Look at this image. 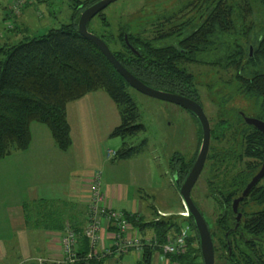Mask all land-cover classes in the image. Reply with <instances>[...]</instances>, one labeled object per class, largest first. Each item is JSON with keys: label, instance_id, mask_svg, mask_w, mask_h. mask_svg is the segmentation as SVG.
Returning a JSON list of instances; mask_svg holds the SVG:
<instances>
[{"label": "trees", "instance_id": "1", "mask_svg": "<svg viewBox=\"0 0 264 264\" xmlns=\"http://www.w3.org/2000/svg\"><path fill=\"white\" fill-rule=\"evenodd\" d=\"M95 1L74 0L68 23L40 35H29L28 29L21 26V31L26 32H20V38L0 43V159L12 151L28 147L32 122L45 124L57 147L66 151L71 146L66 104L96 90L104 91L113 100L120 115V124L111 131L110 136L120 137L122 143L110 160L114 162L130 158L142 152L146 139L137 145L125 141L127 137L145 129L138 122L137 106L128 92L129 84L98 47L77 30L81 11ZM30 2L24 0L19 14L10 8L3 24L10 31L3 30L5 34L15 37L20 26L9 22L10 15L20 16ZM245 2L244 11L250 14L252 6L247 0ZM255 3L264 16V0H255ZM95 16L101 26L97 36L107 44L115 58L146 85L189 97L202 106L195 77L187 65L211 63L231 66L240 94L253 101L257 108L256 118L264 120V24L250 42L251 56L249 45L245 47L236 41H226L227 35H249L254 29L253 23L247 26L242 24L244 17L241 19L242 14L237 13L229 0H189L171 12L157 13L148 22L151 25L148 35H145L146 30L142 26L132 30L130 25L124 23L113 31L103 10ZM124 34H127V40L138 52L137 55L127 48ZM218 47L222 54L216 60L204 58L209 56L212 48ZM187 112L197 121L193 113ZM220 116L223 117L211 128L212 139L222 140L235 134L239 136L237 148L227 147L219 151L212 146L208 154V159L214 163L211 168L215 169L211 175L213 179L208 180V190L220 212L214 221H210L194 203L209 229L214 264H264V177L241 200L239 210L243 215L235 229L231 211L232 199L241 194L264 162V134L246 124L238 112L235 119L225 117L223 111ZM200 134L199 127V137ZM194 159V154L187 160L178 154L171 157L169 167L178 181L184 178ZM230 162L234 163V167L236 163L239 166L229 177H219L216 181L220 176L216 171L218 167L223 164L225 167ZM53 204L54 201L48 199L24 201L22 206L26 223L32 227L63 231L66 223ZM250 205L259 208L246 211ZM122 213L137 230L150 229L153 234L148 237L154 236L160 245L175 239L183 228L188 227L184 251L165 254L164 257L176 264H203L198 233L190 214L161 215L156 212L154 218L146 220L138 213ZM67 224L76 232L82 229ZM78 242L79 249L75 251L84 257L90 249L89 241L82 236ZM110 248L113 254L115 248ZM155 252L162 253V247L145 245L138 264H151ZM101 261L81 259L71 264H100Z\"/></svg>", "mask_w": 264, "mask_h": 264}, {"label": "rangeland", "instance_id": "2", "mask_svg": "<svg viewBox=\"0 0 264 264\" xmlns=\"http://www.w3.org/2000/svg\"><path fill=\"white\" fill-rule=\"evenodd\" d=\"M0 1L3 6H8L11 0ZM30 1L31 2L23 9L20 16L14 17L10 15L9 22L20 26L18 28L19 31L15 32V37L20 38L21 35L19 34L26 32L21 31V26H25L28 29L29 35H40L51 28L59 27L61 24L70 21L74 0ZM188 1L189 0H115L103 9V13L108 16L113 31L116 30L119 24L124 23L130 25L132 30L139 29L142 26L146 30L145 35H148L147 31L151 28L148 22L152 21L157 13L171 12ZM245 1L246 0H229V2L235 6L237 13L242 14L241 19L244 17L241 20L242 24L247 26L248 23H253L254 29L249 35H227L225 40L230 42L236 41L246 47L247 45L252 46L250 42L254 39V33L258 32V29L264 24V16L255 3V0H247L252 6V12L246 14L244 11V7H246ZM13 7L14 4L11 8L13 9ZM194 13L195 11L189 13L188 16ZM0 26L2 27L1 30L6 32L10 31L2 23H0ZM88 29L96 35L100 33L101 26L100 23L98 24V18L96 16L91 19ZM16 33L18 34L16 35ZM2 41L3 40L0 39V43H2ZM220 54H222V52L219 47L218 49L212 48L209 56H205L204 58L212 61L216 60ZM187 67L195 77V86L200 96L203 111L209 120L211 128L214 126L215 122L223 117L220 116L221 111L225 112V117L230 119L236 118V109H239L238 112H242L245 116L256 117L257 108L253 104V101L243 97L238 90V85L234 78L233 67H222L211 63L190 64L187 65ZM128 92L136 103L138 122L142 123L145 129L139 131L132 137H127L125 141L137 145L142 139H146L147 142L142 153L135 155V158L148 159L146 163L147 170L138 167L142 171V174L136 177V181H134L130 187V192L139 200L143 210L142 213H146V220L156 216V208L171 211L170 213H165V215H181V212H186V209L182 204L178 189L175 186V173L170 170L168 165L171 157L175 154L183 156L186 160L192 157L196 146H198V143L197 145L195 144L198 124L185 109L174 103L142 94L131 86L128 88ZM32 126V137L34 142L36 140L39 141V144L45 141L48 142L47 135L51 141H54L52 140L53 138L50 130L45 124L32 122L30 127ZM230 137H225L222 140L211 139L210 148L213 146L219 151L227 147L237 148L239 142L238 134ZM121 143L122 139L120 137H111L106 142L105 149L106 151L115 150L121 146ZM47 160L52 162L54 158L51 156L49 159L47 158ZM133 163H136V161L133 160ZM230 163L225 167L223 166L224 164L218 167L216 171L220 176L216 178V181L219 177H229L230 174L234 172L237 166L234 167V163ZM213 164V160L207 157L203 172H201L191 192L193 199H195V202L198 203L202 212L205 213L203 214L207 216L210 221H214L220 212L218 205L210 197V191L208 190V180L213 179L211 175L215 170L211 168ZM100 172L103 173L101 170ZM38 176V173H32L27 175V177L24 176L23 183H26L27 180L35 182ZM47 176L50 179L53 178V180L57 179V183L66 181L69 178L68 173L61 172L60 168H53L50 173L43 177L46 178ZM4 185L5 181L2 179V171H0V237L3 238L11 234L5 216L1 214V203L2 200H4L2 198L4 195L2 187ZM20 186H22V184ZM131 194L129 196H131ZM250 206L252 208H259L255 205ZM247 208L248 207H246V209ZM99 243H101L100 248L103 249L101 229ZM23 263V261H19V263L16 262V264ZM57 264H59V262H57Z\"/></svg>", "mask_w": 264, "mask_h": 264}, {"label": "crops", "instance_id": "3", "mask_svg": "<svg viewBox=\"0 0 264 264\" xmlns=\"http://www.w3.org/2000/svg\"><path fill=\"white\" fill-rule=\"evenodd\" d=\"M14 3L15 0H11L8 6H3L0 1V23H5ZM1 29L0 26V39L15 40L16 37L5 34ZM66 116L71 137V146L66 151L60 150L48 135V142H34L32 126L28 147L25 150L12 151L0 159V171L5 181L2 187L4 200L1 203V214L5 216L11 233L5 238L0 237V264H16L19 261H23V264H54L62 259L61 237L64 231L29 226L24 218L23 202L35 199L54 201L53 208L59 211L66 224L83 228L88 216L89 185L100 170L103 172H100L103 205L117 211L146 216L145 211V214L142 213L139 200L131 194L130 187L136 177L142 174L138 167L146 169L148 159L135 158L133 155L108 163L112 161L107 157L105 144L111 138V131L120 124L119 111L113 100L102 90L88 92L66 104ZM50 155L54 158L52 162L47 160ZM53 168L67 172L69 178L59 183L56 182L57 179L53 180L48 176L44 178ZM32 173L39 174L36 181L27 180L23 183L24 176ZM156 212L163 215L171 211L156 208ZM101 224L102 246L109 247L115 230L104 219ZM128 233L138 237L153 234L150 229L141 231L131 225ZM79 242L74 247L76 251L79 249ZM100 247L101 245L99 249ZM141 255L137 249L130 248L120 254L113 253L100 258V264H138ZM170 263L161 252L153 254L151 264Z\"/></svg>", "mask_w": 264, "mask_h": 264}, {"label": "water", "instance_id": "4", "mask_svg": "<svg viewBox=\"0 0 264 264\" xmlns=\"http://www.w3.org/2000/svg\"><path fill=\"white\" fill-rule=\"evenodd\" d=\"M115 0H97L88 7L84 8L78 18L77 22V30L80 35L89 39L92 43H94L98 49L102 52V54L108 59V61L112 64V66L117 70V72L124 78V80L142 94L148 95L153 98H157L160 100H164L167 102L174 103L183 109L190 111L193 113L199 121L202 131V138L199 147V151L195 157V160L185 177L184 181L180 183L175 174V186L178 189L179 195L182 199V204L186 207L188 214H190L193 218L198 237H199V247L203 264H214V250H213V242L209 233V229L207 223L199 211V209L195 206L193 200L191 199L190 191L194 186L197 178L199 177L203 165L205 163L209 145L211 138V129L209 125V121L207 116L205 115L202 106L195 100L168 91H163L159 89H155L151 86L146 85L137 77H135L131 72H129L112 54L111 50L107 46V44L96 34L90 32L87 29V23L89 20L94 17L97 13L102 11L107 5ZM124 41L127 47L134 53L138 54V52L129 44L127 40V34L123 36ZM252 54V46H249V56ZM241 115L244 116L243 113ZM244 121L246 124L254 126L257 130L264 134V120H261L256 117H248L244 116ZM264 176V163L262 164L259 171L254 174L250 181L247 183L245 188L243 189L241 195L232 201V209L234 212H237V206L240 200H242L249 191L256 185V183ZM241 217V213L237 212L235 220L236 225H238Z\"/></svg>", "mask_w": 264, "mask_h": 264}, {"label": "built area", "instance_id": "5", "mask_svg": "<svg viewBox=\"0 0 264 264\" xmlns=\"http://www.w3.org/2000/svg\"><path fill=\"white\" fill-rule=\"evenodd\" d=\"M24 0H15L13 11L15 14H19L20 6ZM115 154V151L108 150L107 157L111 158ZM90 198L88 205V216L85 226L80 231H74L68 224H66L61 237V245L63 251V258L57 260L61 263H74L84 259L89 261L90 259H100L104 256L111 254V248L114 247L115 253L120 254L130 248L137 249L140 253L145 245L148 246H161L162 254L169 253H181L185 247V237L187 234V228L182 229L181 233L175 236V239H169L164 244L160 245L157 239L153 237H138L128 233L130 224L121 211L107 208L103 205V193L100 187V172L96 173L91 179L90 185ZM181 215L188 216V211L181 212ZM106 220L109 227L114 228V234L112 235V243L109 247H103L99 249L100 241V229L102 220ZM86 237L89 241L90 249L84 255L79 256L74 247L78 244L80 237ZM102 237V236H101ZM99 244V246H98ZM98 246V247H97ZM56 262V263H57Z\"/></svg>", "mask_w": 264, "mask_h": 264}, {"label": "flooded vegetation", "instance_id": "6", "mask_svg": "<svg viewBox=\"0 0 264 264\" xmlns=\"http://www.w3.org/2000/svg\"><path fill=\"white\" fill-rule=\"evenodd\" d=\"M125 42V41H124ZM126 44V43H125ZM127 46V45H126ZM128 48V47H127ZM129 49V48H128ZM133 53V52H132ZM137 55V54H136ZM238 110L239 109H236V111H235V113L236 112H238ZM187 111V110H186ZM238 113H240V115H241V113L242 112H238ZM206 115V114H205ZM242 117H243V119H244V116L243 115H241ZM196 117V116H195ZM193 118V117H192ZM197 119V118H196ZM196 121V120H195ZM197 121H198V119H197ZM196 121V122H197ZM209 121V120H208ZM197 124H198V129H199V127H200V130H201V126H200V124H199V121L197 122ZM209 125H210V123H209ZM198 129H197V131H196V145H197V143H198V146H196V149H195V152L193 153L194 155H195V157H196V155H197V153H198V151H199V147H200V143H201V138H202V131H201V134H200V137L198 136ZM210 129H211V127H210ZM212 139V136H211V138H210V140ZM209 149H210V145H209ZM209 152V151H208ZM207 157H208V154H207ZM207 157H206V159H207ZM195 160V159H194ZM206 161V160H205ZM194 162V161H193ZM264 163V162H263ZM262 163V164H263ZM193 164V163H192ZM192 164H191V166H192ZM205 164V163H204ZM169 166V165H168ZM191 166H190V168H191ZM236 166L238 167L239 166V163H236ZM262 166V165H261ZM261 166H260V168H261ZM203 167H204V165H203ZM190 168L188 169V171H187V173H186V175L184 176V178L183 179H180L179 180V182L180 183H182L183 181H184V179H185V177L187 176V174H188V172H189V170H190ZM259 168V169H260ZM171 171H173L172 169H171ZM259 171V170H258ZM257 171V172H258ZM201 172H203V168H202V170H201ZM256 172V173H257ZM255 173V174H256ZM201 174V173H200ZM200 176V175H199ZM264 177V176H263ZM262 177V178H263ZM262 178L259 180L260 182H262ZM198 179V178H197ZM197 181V180H196ZM250 181V180H249ZM258 181V182H259ZM196 183V182H195ZM195 185V184H194ZM247 185V184H246ZM194 187V186H193ZM193 187H192V189H193ZM245 188V187H244ZM192 189H191V191H190V195H191V199L193 200V202L195 201V199H193V197H192ZM243 191V190H242ZM242 193V192H241ZM241 195V194H240ZM239 195V196H240ZM239 196H236V197H234L233 199H235V198H237V197H239ZM233 199H232V201H233ZM232 201H231V211H232V213H233V217H234V219L232 220L234 223H235V225H236V220H235V217H236V214H237V212H240L241 213V217H240V220H239V223H240V221H241V219H242V215H243V213H242V211L241 210H239V208H240V202H241V200L239 201V203H238V206H237V212H234L233 211V209H232ZM197 203V202H196ZM195 204V203H194ZM198 204V203H197ZM184 206V205H183ZM196 206V205H195ZM199 206V205H198ZM197 207V206H196ZM184 208L186 209V207L184 206ZM198 208V207H197ZM200 208V207H199ZM251 208V209H250ZM251 210H254V208H252L251 206L250 207H248L247 209H246V211H251ZM200 211V210H199ZM163 215H165V214H163ZM189 215V214H188ZM239 223H238V225H239ZM235 225H234V229L235 228H237V226L235 227Z\"/></svg>", "mask_w": 264, "mask_h": 264}]
</instances>
